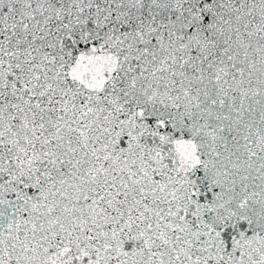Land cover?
<instances>
[{
	"label": "snow or ice",
	"instance_id": "obj_1",
	"mask_svg": "<svg viewBox=\"0 0 264 264\" xmlns=\"http://www.w3.org/2000/svg\"><path fill=\"white\" fill-rule=\"evenodd\" d=\"M0 264H264V0H0Z\"/></svg>",
	"mask_w": 264,
	"mask_h": 264
}]
</instances>
